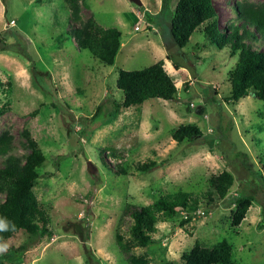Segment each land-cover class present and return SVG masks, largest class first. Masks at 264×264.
<instances>
[{"label":"rangeland","instance_id":"374dc122","mask_svg":"<svg viewBox=\"0 0 264 264\" xmlns=\"http://www.w3.org/2000/svg\"><path fill=\"white\" fill-rule=\"evenodd\" d=\"M176 1L141 0L139 7L128 0H80L73 20L64 0H0V38L10 48L0 51V134L12 136L9 154L20 159L30 152L24 128L41 148L44 159L32 190L50 219L49 235L20 229L1 240L8 247L0 264H130L132 254L140 264H182L181 255L195 241L211 247L222 239L232 245L233 264H264V224L256 227L264 218V102L251 95L228 100L227 74L237 55L212 44L203 26L184 47L175 44L170 21ZM212 1L221 30L239 24L235 3L264 2ZM91 15L121 32L112 65L74 41L72 28ZM256 35L246 41L264 50ZM24 53L49 71L46 89ZM160 59L177 87L175 98L114 112L112 101L121 98L118 69H141ZM185 124L197 125L202 137L175 141L172 132ZM5 158L0 156V167ZM147 161L154 162L150 169L137 167ZM117 165L125 174H115ZM222 171L234 181L219 199L210 178ZM178 191L213 192L214 201L194 212L177 207L172 217L156 222L155 242L133 241L121 220L126 204L147 206ZM239 195H251L253 202L232 226Z\"/></svg>","mask_w":264,"mask_h":264},{"label":"trees","instance_id":"16d2710c","mask_svg":"<svg viewBox=\"0 0 264 264\" xmlns=\"http://www.w3.org/2000/svg\"><path fill=\"white\" fill-rule=\"evenodd\" d=\"M64 1L71 10L70 19L77 20L80 0ZM234 10L239 24H235L233 30L228 26L221 30L218 27L212 0H177L170 21L172 39L179 48H182L188 43L192 33L203 26L204 34L212 44L219 49L228 47L231 56L237 55L234 66L227 74V81L230 84L228 100L235 102L251 95L264 102V50L246 41L247 38L256 39V34L264 39V2L240 1L234 4ZM71 32L80 50H87L104 65L113 64L120 47L121 32L118 28L103 27L91 15L81 28L74 26ZM61 37L63 36L59 34L56 39ZM3 50L10 48L5 40L0 38V51ZM23 55L29 57L26 53ZM29 59L30 71L35 79L39 78L38 85L46 89L45 78L50 77L49 71L46 68L38 69L37 63L30 57ZM167 59L170 60L168 54ZM163 64V60L160 59L141 69H118L116 88L121 92V98L120 101H112L113 111L117 112L152 98L173 100L177 94V87ZM172 64L175 69H179L178 63ZM261 116L264 118V111L261 112ZM22 135L30 149L24 159L9 154L14 147L13 138L7 132L0 134V156H6L0 167V193H4V200L0 201V219L10 222L7 230L0 231V241L20 229L39 237L50 234L48 208L37 200L32 190L34 181L39 176L37 167L42 163L44 156L28 129L24 128ZM202 135L197 125L185 124L174 130L171 137L177 142H182L185 139L196 140ZM101 162L105 164L103 158ZM153 165V161H147L138 163L137 167L144 171ZM114 172L125 174L121 165H117ZM233 181L234 177L228 171H222L210 178L214 194L219 199L227 195ZM213 199V192L201 195L178 191L160 196L147 206L126 204L121 220L126 222L130 238L137 244L146 246L155 242L156 222L160 217L165 219L172 217L177 212V207L186 212L196 211L201 204L209 207ZM235 200L232 226H238L244 219L252 205L253 197L239 195ZM126 217L128 220H125ZM263 222L264 218L257 224V229H262ZM12 251L20 252L15 248ZM181 260L182 264H233L232 245L226 239L211 247H205L195 241L190 250L181 255ZM128 261L130 264H140L133 254L128 257Z\"/></svg>","mask_w":264,"mask_h":264},{"label":"clouds","instance_id":"9594fccd","mask_svg":"<svg viewBox=\"0 0 264 264\" xmlns=\"http://www.w3.org/2000/svg\"><path fill=\"white\" fill-rule=\"evenodd\" d=\"M9 223L6 219H0V231H5L9 227ZM14 228L15 226L12 225ZM8 245L7 244H0V253H3L7 250Z\"/></svg>","mask_w":264,"mask_h":264},{"label":"water","instance_id":"95a60500","mask_svg":"<svg viewBox=\"0 0 264 264\" xmlns=\"http://www.w3.org/2000/svg\"><path fill=\"white\" fill-rule=\"evenodd\" d=\"M128 1L133 3V4H135V5H137V6H139V7L142 5L141 0H128Z\"/></svg>","mask_w":264,"mask_h":264},{"label":"crops","instance_id":"0c3cea01","mask_svg":"<svg viewBox=\"0 0 264 264\" xmlns=\"http://www.w3.org/2000/svg\"><path fill=\"white\" fill-rule=\"evenodd\" d=\"M175 6V5H174ZM135 24V23H134ZM148 25H150L149 23H148ZM164 56H166V54H164Z\"/></svg>","mask_w":264,"mask_h":264}]
</instances>
